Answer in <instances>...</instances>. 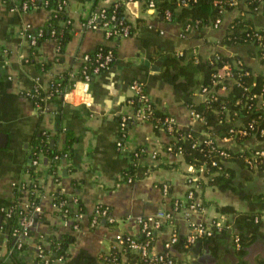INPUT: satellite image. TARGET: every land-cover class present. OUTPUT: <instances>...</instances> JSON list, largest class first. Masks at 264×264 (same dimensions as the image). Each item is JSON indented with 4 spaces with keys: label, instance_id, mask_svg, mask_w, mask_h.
Returning <instances> with one entry per match:
<instances>
[{
    "label": "crops",
    "instance_id": "0c3cea01",
    "mask_svg": "<svg viewBox=\"0 0 264 264\" xmlns=\"http://www.w3.org/2000/svg\"><path fill=\"white\" fill-rule=\"evenodd\" d=\"M114 2L70 3L67 16L73 24V36L59 61L54 38L44 39L37 47L31 46L27 38L28 32L45 26L51 10L40 6L24 12L12 2L0 0V206L17 204L31 210L35 200L40 207L23 250L18 248L14 234L16 221L0 213V264H37L38 244L50 251L47 237L66 233L74 236L69 256L55 264H105L103 255L112 248L118 232L139 236V217L172 210L176 200H186L187 178L195 167L182 154L167 152L170 136L138 116L131 103L133 80L143 85L159 110L175 117L182 130L206 137V129L191 116V103L203 99L200 87L185 89L181 85L180 66L223 52L231 57L238 54L255 70L264 71L252 46L231 49L222 43L233 18L239 15L236 10L224 15L220 28L187 31L182 23L165 19L155 8L131 2L125 5L124 14L134 31L115 40L87 24L95 12ZM258 22L262 24L263 17ZM100 45L113 47L116 58L107 70L86 82L81 77L84 58ZM46 64L50 66L45 68ZM67 74L72 86L54 95L52 84ZM196 77L201 80L202 74ZM35 89L46 97L44 106L41 101L37 106V101L27 95ZM123 117L129 120L124 133ZM44 135L63 156L51 170L55 165L42 154L41 166L33 169L38 177V188L34 190L33 186L30 189L35 177L31 170L33 148ZM229 146L237 147L235 143ZM141 147L146 152L135 156L133 152ZM153 151L157 152L156 158ZM233 166L235 178L229 187L205 184L198 195L202 207H184L177 212L179 242L172 248L176 256L193 264H230L237 260L231 246L233 236L239 234L252 240L246 259L254 262L264 258V172ZM163 185L169 187L167 195ZM59 191L80 200L85 214L78 222L60 214L55 204ZM97 205L110 209L113 223L103 218L91 227V214ZM225 206L232 211L222 212ZM256 215L261 216L259 222L255 221ZM213 221L228 228L189 249L184 247L192 224ZM170 234L171 229L164 227L154 249L163 251Z\"/></svg>",
    "mask_w": 264,
    "mask_h": 264
},
{
    "label": "trees",
    "instance_id": "16d2710c",
    "mask_svg": "<svg viewBox=\"0 0 264 264\" xmlns=\"http://www.w3.org/2000/svg\"><path fill=\"white\" fill-rule=\"evenodd\" d=\"M44 1L36 0V5L43 6ZM62 1L46 0V7L51 10V17L43 27L44 33L39 40L42 42L46 38H54L57 41L59 61L63 60L66 47L73 36L71 20L63 10H59ZM183 1L187 4H181ZM230 2V0H154L155 8L161 15L169 10L172 12L170 21L179 22L183 25H197L195 29L197 31L212 27L220 16L221 8L227 13L238 8L236 11L240 16L233 18L228 28V34L224 37L222 43L231 49L243 45L252 46L255 54L264 65V46H262L264 44V22L262 24L258 22L259 18L263 17L264 19V0H240L237 7H233ZM113 9L114 6L112 5L106 10L111 13ZM116 12L118 16L122 15L124 6H120ZM129 24L132 26L130 22ZM133 31L134 27L132 26L130 34ZM257 34L262 35V38L260 39ZM110 49L115 51L113 47L107 45L98 46L94 52L89 54L90 61L87 63V68L92 69L95 66L97 55ZM219 55L220 60L216 61V64H212L209 59L200 58L196 64L181 65L179 68V75L183 78L181 85L185 89H190L193 86H198L200 89L202 87L212 89V92L207 96H203L200 102H192L190 105L191 109L204 119L199 121L201 125L212 136L227 141L228 145L232 142L237 145L236 148L218 147L213 142L209 143L206 137H199L194 132L179 128L176 134L177 139L175 142H171L172 150L170 152L182 154L186 162L195 168L205 165V175L209 178L207 183L204 180L200 181L201 190H203L205 184L213 186L227 185L229 187L231 185L230 181L235 178L233 165L247 169L250 172H264V162H260L259 158L256 168L251 167L247 162L248 158L253 159L257 152L264 150V71L255 70L238 54L231 57L219 52ZM239 62H241V65ZM224 64L231 67L232 76L218 82L214 77L217 72L216 67ZM49 66L50 64H46L45 68ZM197 73L202 74L201 80L197 79ZM56 82L55 86L59 89L58 94H62L65 88L72 86V84H69L68 74L62 75ZM43 94L45 95V93ZM41 104L44 106L45 101H41ZM153 105L155 106L154 103ZM167 115L169 114L157 107L155 108L154 115L149 121L153 123L156 131L160 132L159 130L162 129L159 119L164 120ZM164 131L170 135L167 130ZM244 131L247 133L244 134ZM33 149V155L40 152L45 153L51 163L55 165L51 170L55 169L60 159H55V156H63L62 151H59L56 146L47 141L46 135L37 139ZM222 151L227 152L228 155H222ZM214 162H217L218 165H214ZM34 176L37 177V174L35 173ZM65 196L61 191L57 192L55 194L56 201H61L66 198ZM68 201H70V197H68ZM80 205L82 206L81 203ZM71 210L70 214L72 213ZM221 211L229 212L232 209L225 206L221 208ZM17 218L16 214V220ZM235 235L241 238L240 249L236 247L234 242ZM235 235L232 239L231 252L235 254L237 260L230 264H264V258H258L254 262L246 259L247 248L252 240L239 234ZM154 236L155 242L157 236L156 234ZM47 240L50 242V247L47 250L50 249L51 258L53 260L61 257L66 259L69 256L68 247L74 241V236L69 233L61 236L52 235L47 237ZM111 253L110 257L116 258V262H121L124 254L126 256L125 264H146L139 253L130 249L121 251L118 248H113ZM104 263H109V260L106 259Z\"/></svg>",
    "mask_w": 264,
    "mask_h": 264
},
{
    "label": "built area",
    "instance_id": "2783aa9c",
    "mask_svg": "<svg viewBox=\"0 0 264 264\" xmlns=\"http://www.w3.org/2000/svg\"><path fill=\"white\" fill-rule=\"evenodd\" d=\"M5 2L10 1L13 4H15L16 9L20 11H29L33 8H37L39 6L36 5V0H4ZM73 0H63L62 4L59 6V10H63L65 13L67 12L68 6ZM230 4L233 7H237L240 0H230ZM131 2H138L146 7L155 8L154 0H115L113 3L114 9L113 12L108 13L107 8H101L97 12H95L92 17L88 20V26L95 30H102L108 39H121L125 36L130 35V29L131 25L129 24V21L125 17V5ZM46 0L44 1L43 7H46ZM181 4L185 5L186 2H181ZM124 6V12L122 15L118 16L116 10L120 7ZM109 8V7H108ZM156 9V8H155ZM238 8H235L234 10H237ZM227 12L221 8L220 16L217 18L215 24L212 26L213 28H220V26L224 22V15ZM260 13V12H259ZM67 14V13H66ZM240 16V14L238 15ZM237 16V17H238ZM163 17L167 20H171L172 18V12L169 10H166ZM69 22V19H68ZM185 30L187 31H195L196 26H193L191 24L184 25ZM44 33V29L40 28L33 32L27 33V38L30 41L31 46H39L40 44V38L42 37ZM259 38H262V35L257 34ZM56 41V40H55ZM264 46V44L262 45ZM3 53L2 50H0V55ZM116 58L115 52L110 49L106 51L105 53H99L95 59V66L92 69L87 68V63L90 61V55L85 56L84 62L81 68V77L84 81L89 82L96 76L103 73V71L107 70L112 63L114 62ZM211 60L212 64H216V61L220 60L219 52L213 53L211 57L208 58ZM241 65V62H239ZM217 72L214 74V77L218 82H222L224 79L230 78L232 76L231 67L228 64H224L222 66L216 67ZM224 72V73H223ZM57 83V82H56ZM52 92L54 95H59V89L55 86V82L51 86ZM131 88L134 91V97L131 100V103L135 105L137 108L138 116H140L141 119L150 120L152 116L154 115L155 106L153 105L152 100L149 98V96L146 94L143 85L137 81L133 80L131 84ZM212 92V89L209 87H202L200 89V94L202 96H207ZM27 95L31 97L32 99H35L37 101V106H40V101H45L46 97H43L40 95V91L38 89L32 90L31 92H28ZM191 116L195 117L199 121H203L204 119L196 113L193 109L191 110ZM161 128L163 130H167L169 132V136L171 138L170 142L168 143L167 152H170L172 150V144L171 142H175L177 139L176 134L179 131V125L175 119L174 116L167 115L164 120L159 119ZM129 126V120L126 117H123L121 120V129L124 133L126 131V128ZM247 132L244 131V134ZM190 137V136H189ZM207 141L209 143H215L218 147H225L229 146L227 141H223L219 138H216L212 136L210 133L206 136ZM234 143V142H232ZM118 146L120 148L123 147L122 140H119ZM230 147V146H229ZM145 147H141L137 150H135L133 153L135 156H139L146 152ZM171 153V152H170ZM42 152L35 153L34 158L31 165L32 173H35V171L38 169L39 166H41L42 162ZM222 155L227 156V152L222 151ZM157 152L153 151V158H156ZM60 157L58 155L55 156V159H59ZM258 158L260 159V162H264V150H261L257 152L253 159L248 158L247 162L251 167H257L258 166ZM214 165H218L217 162H214ZM222 168V166H220ZM35 171H34V170ZM209 177L205 175V165L200 166V168H195V172L191 174L187 178V184H188V190H187V196L186 200L179 201L176 200L173 203V209L172 210H160L156 215L153 216H143L139 217L138 224L140 228V234L139 236H135L132 234H126L118 232L114 236V243L112 245V248L108 253H104L103 260L106 259L109 260V263L107 264H125L124 260H126V256L122 255V261L116 262V258L110 257L111 250L113 248H118L119 250L123 251L124 249H130L133 252L139 253L143 260L146 262V264H193L191 261L183 258L178 257L175 254L172 253L173 246L179 242V233L175 229V216L177 215V212H181V208H187L190 210L199 209L202 207V203L198 197L199 193H201L200 188V181L201 180H208ZM36 177H33L30 183V189L31 186L34 190L38 188V184L36 182ZM28 189V188H27ZM164 194H168L169 187L167 185H163ZM34 193V192H33ZM66 198H63L61 201L57 202L55 198V204L59 208L60 214L65 217H71L75 221H79L85 214V211L83 207L80 205V200L77 197H70V201H68L69 196H65ZM187 205V206H184ZM32 209L31 210H23L17 206V204H6L0 206V213H2L7 219H13L16 221L15 228H14V234L17 237V246L20 250L25 249V246L27 244V240L31 238V233L33 226L35 224V219L37 217L38 211H40V207L38 206L37 202L35 200L32 201ZM70 209H72V213L70 214ZM16 214L18 216L16 220ZM106 218L109 222L113 223L115 220L113 215L110 213V209L106 206L97 205L91 214V220L90 225L91 227H95L100 223V220ZM261 220V216L256 215L255 221L259 222ZM75 222V227H78V223ZM164 227L171 229L170 237L165 241L164 243V250L163 251H157L154 249V235H159L161 232L164 231ZM228 228V226H225L223 224H220L218 222L213 221L211 224H192L189 232L186 235L184 247L186 249H189L191 246L196 244L199 240L209 238L214 236L217 233H220L224 231V229ZM143 239V240H141ZM234 242L236 244V247L238 249L241 248V238L238 235L234 236ZM46 247L44 244H38V261L37 264H55V262H64V258L61 257L57 260H53L51 258V251H46ZM111 258V260L109 259Z\"/></svg>",
    "mask_w": 264,
    "mask_h": 264
},
{
    "label": "water",
    "instance_id": "95a60500",
    "mask_svg": "<svg viewBox=\"0 0 264 264\" xmlns=\"http://www.w3.org/2000/svg\"><path fill=\"white\" fill-rule=\"evenodd\" d=\"M1 137V136H0ZM0 218H2V216L0 215Z\"/></svg>",
    "mask_w": 264,
    "mask_h": 264
},
{
    "label": "rangeland",
    "instance_id": "374dc122",
    "mask_svg": "<svg viewBox=\"0 0 264 264\" xmlns=\"http://www.w3.org/2000/svg\"><path fill=\"white\" fill-rule=\"evenodd\" d=\"M67 13V12H66Z\"/></svg>",
    "mask_w": 264,
    "mask_h": 264
}]
</instances>
